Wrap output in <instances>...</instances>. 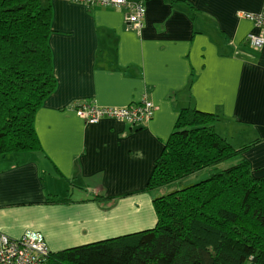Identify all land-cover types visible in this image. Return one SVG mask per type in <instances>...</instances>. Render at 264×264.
Returning a JSON list of instances; mask_svg holds the SVG:
<instances>
[{
  "label": "crops",
  "instance_id": "crops-1",
  "mask_svg": "<svg viewBox=\"0 0 264 264\" xmlns=\"http://www.w3.org/2000/svg\"><path fill=\"white\" fill-rule=\"evenodd\" d=\"M42 3L57 87L35 116L41 151L0 156V234L37 231L58 252L154 227L157 192L145 189L185 107L218 114L234 147L255 142L242 156L264 178V46L248 44L256 27L237 15L264 12V0H144L139 29L124 8ZM143 99L156 110L142 126L87 123L73 107Z\"/></svg>",
  "mask_w": 264,
  "mask_h": 264
},
{
  "label": "trees",
  "instance_id": "trees-1",
  "mask_svg": "<svg viewBox=\"0 0 264 264\" xmlns=\"http://www.w3.org/2000/svg\"><path fill=\"white\" fill-rule=\"evenodd\" d=\"M51 21L42 0H0L1 157L42 149L35 116L57 87ZM218 120L181 109L145 189L157 192L154 227L53 252L47 264H264V178L242 156L255 142L234 147Z\"/></svg>",
  "mask_w": 264,
  "mask_h": 264
},
{
  "label": "built area",
  "instance_id": "built-area-1",
  "mask_svg": "<svg viewBox=\"0 0 264 264\" xmlns=\"http://www.w3.org/2000/svg\"><path fill=\"white\" fill-rule=\"evenodd\" d=\"M85 5H104L113 8H124V20L128 28H142L146 13L144 0H75ZM237 15L251 20L256 32H250L246 41L250 46L261 49L264 46V12L239 10ZM79 116L87 123H97L103 117H111L134 125H144L154 116L155 105L143 99L128 106L100 107L85 100L73 104ZM52 250L44 235L29 230L19 237L0 234V264H47Z\"/></svg>",
  "mask_w": 264,
  "mask_h": 264
},
{
  "label": "rangeland",
  "instance_id": "rangeland-1",
  "mask_svg": "<svg viewBox=\"0 0 264 264\" xmlns=\"http://www.w3.org/2000/svg\"><path fill=\"white\" fill-rule=\"evenodd\" d=\"M238 11H239V10H238ZM256 31H257V28H256ZM256 31H255V32H256ZM220 167H221V166H220ZM222 167H224V166L222 165ZM211 172H212L211 170H203V171H202L201 173H199L197 176H199V175L202 174V175H205V176H203V177H207ZM197 176L194 177V175H193V176L187 178L185 181L179 183L181 186L179 185L178 187L181 188V187H184V186H186V185H190L191 183H193L192 181H194L195 179H197ZM196 181H197V180H196ZM194 183H195V182H194ZM171 188H172V187H171ZM171 188H169V190H164V191H165L164 193L171 191Z\"/></svg>",
  "mask_w": 264,
  "mask_h": 264
}]
</instances>
